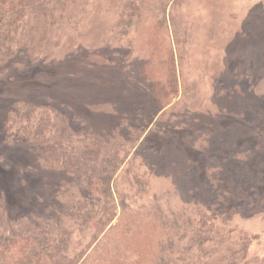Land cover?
Listing matches in <instances>:
<instances>
[{"label":"trees","instance_id":"obj_1","mask_svg":"<svg viewBox=\"0 0 264 264\" xmlns=\"http://www.w3.org/2000/svg\"><path fill=\"white\" fill-rule=\"evenodd\" d=\"M88 1L0 0V80L29 71L64 72L66 59L40 55L35 42L46 40L72 6H78L76 17L85 15ZM146 1L122 0L112 40L124 39L135 26L147 38L150 59L138 75L152 84L151 108L121 94L135 82L130 43L127 51L117 49L112 78L118 86L105 76L79 83L77 74H65L62 80H74L65 95L52 81L38 82L26 98L0 108L1 160L16 151V162L8 168L2 163L0 264H176L180 225L156 200L138 203L149 188L147 174L172 175L182 200L197 212L196 223L185 220L188 229L196 224L187 252L205 257L207 246L217 249L221 226L238 213L264 215V96L253 90L255 78L235 82L245 73L237 74L235 56L214 88L218 110L189 111L177 64L183 49L177 38L176 48L164 42L166 18L150 28L142 24ZM109 103L111 114L91 110ZM125 165L129 190L116 182ZM249 242L244 240L242 251ZM240 253L235 250L225 264H239Z\"/></svg>","mask_w":264,"mask_h":264},{"label":"rangeland","instance_id":"obj_2","mask_svg":"<svg viewBox=\"0 0 264 264\" xmlns=\"http://www.w3.org/2000/svg\"><path fill=\"white\" fill-rule=\"evenodd\" d=\"M175 1L147 0L144 5L142 24L150 28L166 18L165 23L163 22L166 29L162 30L164 42L175 47V38L179 40V46L183 49V59L179 62L177 60L178 73L180 87L184 93L182 97L186 94L189 97L188 110L194 113L218 110L212 100L214 88L218 85L217 80L225 77L219 76L227 72L228 61L236 58L235 56L237 59L233 62V66L237 62L240 64L237 74L242 75L240 72L244 71L246 73H243L244 76L241 78L233 77L231 74L235 82L237 83L239 79L252 81L254 77L253 90L257 95L262 96V93H259V87L264 80V15L262 16L264 4L258 0H178L177 10L173 11L175 17L172 20L170 13ZM121 6L122 0H89L86 13L81 17H76L78 6H72L66 17L56 27L50 29L46 40L40 41L39 38L35 42L38 47L36 51L40 55L66 59L61 68L64 72L60 71L57 75L50 76L42 70L29 71L26 77L17 78L14 81L0 80V108L14 99L26 98L32 85L38 82L52 81L58 92L65 95L66 85L74 83L73 79L62 80L61 76L65 74L67 75L64 77L77 74L76 80L79 83L83 82V78L90 76L94 78L105 76L110 84L114 82L116 84L113 85L118 86L117 80L112 78L118 54H121V51L117 49L123 48L127 51L128 43L131 44L133 52L128 62L131 69L135 71L133 75L135 82L127 90L122 89L121 94L134 103L140 102L144 107L148 108L150 105L149 108H151L155 101L152 84L138 75L142 66L150 59L146 46L147 38L144 37L141 29L135 26L129 30V34L124 39L116 42L112 40L117 30L116 24L120 17ZM77 21L80 22L77 23ZM246 23L249 24L246 25ZM109 43L111 46L108 52L105 47ZM179 52L181 53L180 49L175 50L176 58ZM246 86L245 83L242 85L244 92L247 90ZM112 88L113 92L118 91L117 87ZM262 90H264V84L260 91ZM112 94L115 95V93ZM181 101L183 99L177 101V104ZM104 107L99 104L98 107L92 106L91 110L105 109L103 113L111 114V103L105 104ZM1 152L3 150L0 145ZM15 155L16 151L13 148L6 151L2 160L0 158L1 184L6 182L2 163L8 168L11 161L16 162ZM133 156L134 153L131 152L128 160ZM20 159L23 160V156H20ZM135 160L137 164L141 161L136 157ZM260 161L264 171V152ZM127 168L128 165L122 168L116 182L118 188L123 185L129 190L128 172L126 174L125 171ZM145 177L150 180L149 188L147 194L143 199H139L138 203L150 205L156 200L166 216L180 225L179 234L180 236L183 234V238L178 239V246L174 252L176 264H225L235 250L241 251L239 264H264L263 214L238 213L231 221L220 225L222 229L221 235H217L218 248L211 252L207 246L205 257L197 250L187 252L185 245L193 234L196 224L188 229L185 220L190 219L196 223L199 218L197 212L193 210L192 205L182 200L172 175L150 176L147 174ZM244 240L250 242L248 248L242 251ZM180 258L184 260L181 261Z\"/></svg>","mask_w":264,"mask_h":264},{"label":"crops","instance_id":"obj_3","mask_svg":"<svg viewBox=\"0 0 264 264\" xmlns=\"http://www.w3.org/2000/svg\"><path fill=\"white\" fill-rule=\"evenodd\" d=\"M258 1H260V2H262V3L264 4V0H258ZM261 83H262V85H261V87H262L263 84H264V80H262ZM261 83H260V84H261ZM261 87H259V88L261 89ZM259 88H258V89H259ZM260 89H259V93H262V96H264V90L260 91Z\"/></svg>","mask_w":264,"mask_h":264}]
</instances>
